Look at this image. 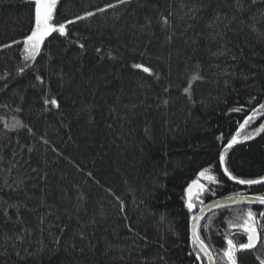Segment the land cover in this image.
Instances as JSON below:
<instances>
[{"label": "trees", "instance_id": "obj_1", "mask_svg": "<svg viewBox=\"0 0 264 264\" xmlns=\"http://www.w3.org/2000/svg\"><path fill=\"white\" fill-rule=\"evenodd\" d=\"M86 12L26 61L34 4L0 0V264H199V207L264 196L219 159L234 176L264 177V0H58L54 19ZM203 168L218 183L192 212L184 190ZM252 209L201 222L217 264L226 235L246 241L228 221ZM263 257L261 247L237 263Z\"/></svg>", "mask_w": 264, "mask_h": 264}, {"label": "snow or ice", "instance_id": "obj_2", "mask_svg": "<svg viewBox=\"0 0 264 264\" xmlns=\"http://www.w3.org/2000/svg\"><path fill=\"white\" fill-rule=\"evenodd\" d=\"M31 2L34 4V25L31 28L30 34L26 35L23 38V52H24V59L32 60L35 59V57L39 54L41 45L44 43L45 39L49 36H51L53 33H58L60 36H66V26L68 24H72L75 21L84 19L86 17H91L95 15L94 12H86L84 16H77L74 20H67L65 22H56L54 19V11L56 8L57 0H31ZM118 2H123V0H118ZM114 5L108 4L105 5V8H112ZM105 8H98L97 12H103ZM165 23H167V19L165 18ZM13 44L19 43V41H13ZM2 47H11V45H3ZM81 48L84 46L81 44ZM97 51H100V49H97ZM136 68H143L144 72H150L151 69L144 67L143 65L136 64L134 65ZM20 72L24 71V68L19 69ZM200 77L198 75H193L191 80L189 81V87L184 88L185 93H189V89L191 86L192 81L199 79ZM37 80L43 82L42 77L37 76ZM44 103L47 105L51 103V105L57 106L58 103L55 98H52L51 101L48 99L44 100ZM167 103V101H165ZM260 110H264V104L259 105ZM242 110V109H241ZM257 112L256 109L252 110L253 114H250L244 119V122L239 124L238 130L236 135H233L232 138L228 141L226 148H231L233 144L237 143V137L240 135V130H243L246 125H249L250 122L255 118L254 114ZM19 123V122H17ZM16 125H13L15 127ZM264 130V125H261L257 131ZM245 139H249L250 136L245 135ZM220 162L223 163L225 156L224 153L221 152L219 156ZM209 168H203L198 174L197 178L191 180V182L188 184V186L185 188V193L187 194V208L189 210L197 209L198 204L202 205L204 203L202 196L205 194L211 192L212 195H215L214 192H212L211 185L213 183H218L216 180V177L213 175H207L209 173ZM224 173L233 181H237L239 184H247V185H253L256 183H260L261 181H264V177H261L259 180H252V179H242L237 176L232 175V173L228 170V168H224ZM89 175H91L89 173ZM202 180H206L208 183H202ZM228 199H234V198H228ZM247 197H243L241 202L243 200H247ZM260 201L264 203V197H259ZM213 207H222L223 205L219 202L212 201L211 202ZM199 212L203 213L204 208L199 207ZM254 213L251 212V210H248L243 213H235L234 214V220H229L228 224L230 228H235L238 230H243V232L247 235V242L246 243H240L238 246L234 242V239L228 238V236H225V243L226 247L222 250L223 255L219 258L221 262L226 261L227 264H237L236 260V253L237 251H242L245 249H253L256 246L257 240H258V233L257 229L253 227V219H254ZM264 215V214H261ZM193 221V227H192V243L196 247L195 251V258L200 261L201 257H206L209 264H217L216 258H214L210 252V245H208L205 240L201 237L200 232L198 230L197 223L202 219L201 215H193L191 217ZM235 234V233H234ZM201 264H203V261H201ZM264 264V262H262Z\"/></svg>", "mask_w": 264, "mask_h": 264}, {"label": "water", "instance_id": "obj_3", "mask_svg": "<svg viewBox=\"0 0 264 264\" xmlns=\"http://www.w3.org/2000/svg\"><path fill=\"white\" fill-rule=\"evenodd\" d=\"M234 146H236V145L233 144L232 147H234ZM221 164H222V170H223V173H224V168H225L224 162L221 163ZM225 176L228 179H230L226 174H225ZM231 181L233 183H235V184H237V185H239L241 187H245V188L257 187V186H260V185L264 184V181H261L260 183H256V184H253V185H247V184L242 185V184H239L237 181H233V180H231ZM243 197H247L248 199L247 200H243V202H241ZM228 198H230V197L213 200V201H216V202H219L220 204H222L223 205L222 207H213V205L211 203L212 201H211V202L207 203L206 205L202 206L204 208V212L203 213H200L199 210L196 212L195 215H201L202 216V219L197 223L198 229H199V226H200L201 222L206 217H208L210 214H212L213 212H216V211H219V210H222V209H226V208H232V207H236V206H243V205L264 207V203H262L260 201V199H258L259 197H255V196H252V195H238V196H232L231 197V198H234V199H228ZM191 211L194 212L195 209H193ZM192 227H193V221H192V224H191V239H192ZM258 242H259V238L257 240L256 246L258 245ZM250 250H252V249H245L243 251H250ZM204 258L206 259V257H204ZM207 264H209L208 261H207Z\"/></svg>", "mask_w": 264, "mask_h": 264}, {"label": "flooded vegetation", "instance_id": "obj_4", "mask_svg": "<svg viewBox=\"0 0 264 264\" xmlns=\"http://www.w3.org/2000/svg\"><path fill=\"white\" fill-rule=\"evenodd\" d=\"M257 187H259V186H257ZM243 188H245V187H243ZM250 188H255V187H250ZM253 196H255V197H264V196H258V195H253ZM245 206H250V205H245ZM251 207L253 208L251 210V212L255 214L254 215V219H253V227H255L257 229L259 242H258V245L254 249H252L250 251H243V250L242 251H237L236 260H237V255L238 254L253 252L256 249L261 248V247H263V249H264V232L262 231V227H261V218H263V216H264V215H261V214H264V207H261V206H251ZM237 233L240 234V236H244L245 237V239H246L245 243H246L247 242V235L243 232V230L242 231H238ZM237 233L235 232V234H237ZM235 234L233 233V235H235ZM213 257H214V255H213ZM200 261H203V264H207V260L203 256L201 257ZM200 261H198L199 264H201ZM263 261H264V257H263Z\"/></svg>", "mask_w": 264, "mask_h": 264}, {"label": "bare ground", "instance_id": "obj_5", "mask_svg": "<svg viewBox=\"0 0 264 264\" xmlns=\"http://www.w3.org/2000/svg\"><path fill=\"white\" fill-rule=\"evenodd\" d=\"M225 165V164H224ZM221 166H222V164H221Z\"/></svg>", "mask_w": 264, "mask_h": 264}, {"label": "rangeland", "instance_id": "obj_6", "mask_svg": "<svg viewBox=\"0 0 264 264\" xmlns=\"http://www.w3.org/2000/svg\"><path fill=\"white\" fill-rule=\"evenodd\" d=\"M57 2H58V0H57ZM57 4V3H56Z\"/></svg>", "mask_w": 264, "mask_h": 264}]
</instances>
